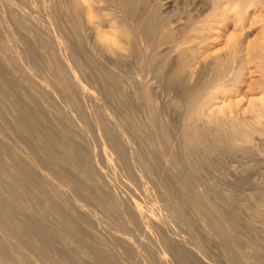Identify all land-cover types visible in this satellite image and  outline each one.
Instances as JSON below:
<instances>
[{"label":"bare ground","instance_id":"bare-ground-1","mask_svg":"<svg viewBox=\"0 0 264 264\" xmlns=\"http://www.w3.org/2000/svg\"><path fill=\"white\" fill-rule=\"evenodd\" d=\"M21 1H23V0H21ZM42 1L45 2V0H42ZM79 1H80L79 2L80 4H78V10L77 11H80L79 7H83L84 10H82V11H84L85 15L83 16V18L80 21H78L79 24L77 23L78 24L77 25V31H76L78 33L77 37L80 38L81 40H85V39L88 40V38L92 37L93 35H96L101 40L102 39L105 40V38H107L105 43L107 44V46H106L107 52L106 53H108V60H109L108 68H109V70H108V82H107L108 84L105 86L101 84L102 82L100 83V82L96 81L94 79V77L92 76V74H90L88 72L89 70L88 71L85 70L84 67H86V64H82L83 61L80 59L79 56H77V53H76V51H78V50L75 49L76 47H73L74 44L72 45V41L76 42V40L75 39L72 40L73 38L71 37L72 38L71 39L68 36L71 34L72 30L71 31L69 30L70 32L66 31L67 33H70V34L66 35L67 33L66 34L64 33V31H63L64 29H62L63 27L61 28L60 25H58V24H57V26L53 27L54 25L50 22H49L50 26H48L49 27L48 32L46 33V34H48V36H50V38H49L50 50H48L46 52H42V50L40 49L41 50L40 53H42V54L45 53V55L43 54L44 55L43 57L44 58L46 57V59H44V60H47V62H48V65L46 67L48 69V71L46 69V72H48V73H47V77L40 76V72L38 69L39 67L36 65L37 63L35 64L36 61L35 62L31 61V63L29 62L30 58H28L29 56L27 54V51H26L27 49H25V46L24 45L21 46L19 44V42H16V39L13 38V37H15V35L11 36V32L8 33L10 31V26L12 25V24L9 25V23H10V21H8L9 18L11 19V18H13L12 16H14V17L16 16L18 18H21L22 21H24V22L26 21L25 23H27V21L31 20L30 15L32 13L31 12L32 10L31 11L27 10L28 4L26 6H20L21 4H18L19 6H12V8L8 7L10 9L9 14H8L9 16L2 17V15H0L2 17V19L0 18V24L2 26V29L4 28V30H3L4 35H5L4 39L6 40L5 41L6 42V48L5 47L1 48L0 51H2V49H3V51H4V49H6V52L9 54L8 59L9 60L11 59V61L9 62L6 58H3V59L0 58V67H3L6 70V73L10 72L11 74L14 73L16 75L21 76L22 82H24L26 85L30 86V92L32 94H30L28 92L29 94H27L26 97L22 96L23 98L25 97V99H27L28 95L33 97L32 95L34 94L35 96H39L38 99L41 101L43 100V98H45L43 101L47 102L46 101V98H47V99H50L52 102H54L56 105H59L60 108L58 110H60L62 108L66 113V118L64 117L68 121L66 126H68V123H70V125L74 128V131L76 132V133H74V132H72V130L68 129L69 133L72 132L74 134L71 136V134H68V132H67L68 135L65 136L66 129L65 130L63 129L64 130L63 132L61 131L62 134L65 133L62 137L63 141H65V143L63 144V146H60L61 143L60 144L58 143L60 147H64L63 148L64 152H62V151H60V152L64 153V155L62 154L63 157L65 155L69 156V154H70L71 158L73 157L72 158L73 160L70 159V161L71 160L73 161L71 166L69 165V161H68L69 157L67 160L65 159L66 161H68V163L64 164L65 162L63 163V160H62V165H61V163L56 164L57 167H59L58 165H61L59 167L60 171H61V168L63 165H68V167L66 166L67 168H62V171H64V172L61 171L64 179H62L59 176V174H57V175L54 174L55 172L47 173V172H50L51 168L50 169L47 168V169H49L47 172L42 171L43 169L40 170L39 168H44V167H46V165L44 167H42L41 164H39V162L33 158V157H35V158H38V157H36V155H34L35 152L32 151V148H29L32 151L31 152L29 150L30 153H32V154L34 153L33 154L34 156H32V157L29 156L28 154H26L29 151H28V149H25V150H27V152L25 153L27 158H29L31 160V161H29V159H27L25 156V158L28 160V161H26V164L28 165L29 168L33 169L32 171H34V174H36L40 179L44 180V182L46 181L47 185H48V183L50 184V182L52 184H55L57 186L58 190L63 192L62 195H64V193L66 195L67 193L73 192L74 187H75V189H76V187L78 188L77 184H76L77 186L71 185L70 178H71V181L75 180L77 182V180H78L79 182H81L80 184H82V182H86V183L88 182V183L92 184L93 187L97 189L99 194L101 196H103L107 201H109L111 206L114 207L115 212H113L114 213L113 215L122 223V225L126 228V230H128L129 236H123V235H119V234H115V233H112L110 235L109 234L106 235L104 232L102 233V231L99 230V228L97 226L98 222H99L98 221L99 219H97V218H90L89 219L91 221L90 224L87 222L89 225V226L87 225L88 226L87 230H89L88 234L91 233L93 238L95 237L96 240H97V238H99L100 240L106 239L105 241H107V239H109V241L111 239L113 241H116L117 243L121 244L124 248L132 251L134 256L136 257V259H138V262L140 264H148V263L149 264H250L249 260H242V262H238L235 260V257L233 256L234 254L231 255L230 248L232 249L235 247H234L233 242H232L233 237L231 236V233L234 230L232 229V223H231L230 219H226V218H224V216L220 217L219 213H218L219 214L218 216H217V214L212 215V214H214V212L213 213L211 212L212 213L211 214V213H208L209 212L208 211L207 213L211 214V215L206 216L204 214L205 215L204 217H199L197 220V224L195 225L196 227L194 229H192L189 226L190 224L188 225V223H187L190 221V219H189L190 217L188 215H186V217L187 216L189 217L188 218L189 221H187V222L185 220H183L184 216L183 217L180 215L178 216V214H181V212H179V213L177 212V211H179L178 206H177L178 209L176 208L177 211L175 213V211L170 210V206L165 204L167 206V210H168L167 212L169 213V211H170V213L166 214V215L161 214L159 207L157 209L156 205L159 203L158 200H160L161 197L162 198L165 197V195H167V194H166V191L164 189V186H162L161 189L159 188L160 191L158 192L157 191L158 189L155 190L156 186H154V185H153L155 187L154 191H157L158 195L153 194L151 189H150L153 186L149 187L145 183V180L147 181L148 178L147 179L144 178L145 179L144 180L143 175L140 174V172H142V170L144 168L149 169V166L151 164H147L148 162L145 160V158L143 156V152L141 150V146H140L139 140H138V133L139 132H137V131H139V129L142 130L143 126L146 129L148 125H152L153 123H155V121H157V122L160 121L158 119L159 118L158 116H160V115H158L159 113L157 114V112H159V111L156 110L155 105L159 104L158 103V100L160 98L159 96L161 95V92L163 93V91H161L162 90L161 88H162V86L163 87L165 86V89H167V90L170 89L172 94H174V95H172V94H170V91H168V94L171 95V96L169 95V97L171 98L172 96H174L175 100L181 102L182 105L184 106V108L182 107L184 109L183 114H181L182 126H180L181 128H179V130H177V137H178L177 139L179 140L181 146L187 147L188 145H191V144L199 142V141H203V140L206 141L207 139H209V137L215 138L214 135H216L218 137L219 136L222 137L223 135L226 136L225 138L229 139L230 144H235V146H238L237 144H239L240 142H241V144H242V142H247L248 144L249 143L251 144L253 142V138H254V140L255 139L258 140V142L256 141L258 144H259V142L264 144V98L263 97L258 98L257 100L252 99V98H250V99L248 98L250 100V104H251L250 107L252 108L251 109L252 110V116L251 117L249 116L250 117L249 120L246 119L245 117H244L245 118L244 119V118L240 117L239 115L227 116V113H226L227 111H226V109H224V106H223V109H222V107L219 108V105L217 106V108L214 107L216 105V102L218 101V99L219 100L224 99V101L223 100L222 101L225 102V100H226L225 98L229 97V95L231 93H237V94L239 93L240 96L242 94H243L242 96H246V95L250 94L249 92H251L252 90H254L256 88H252V90H246V89H248L251 85L253 86V85H256V83H258V81H257V82H255V84H253L254 82L252 81V79H253L254 75H260L259 73L261 72L260 78L262 76H264V0H116L117 6L116 5L113 6L114 12L111 13L112 15L110 14L111 18L108 20L110 22V25H109V29L106 30V32L103 31V29L105 27L103 26V24H101L102 22L100 23V21L98 20V17H100V16L98 15L97 5L95 6L93 3V2H95V0H79ZM33 2H34V0H33ZM62 3H61V5H62ZM64 4H65V1H64ZM86 4H88L89 6ZM23 5H25V4H23ZM79 5H86V6H79ZM5 6H6V3H5ZM5 6H3V7H5ZM2 8H0V10ZM33 8H35V7H33ZM45 8H46V6H45ZM5 9H6V7H5ZM54 9H55V7H54ZM99 9H101V8H99ZM40 10H42V9H40ZM65 10H66V8H65ZM69 10H72V9H69ZM1 11H2L1 13L4 14L8 10H6L4 13H3V10H1ZM77 11H74V12H77ZM54 12H56V11H54ZM63 12H64V9H63ZM63 12H61V13H63ZM101 12H102V10H101ZM56 14H58V12ZM96 14L98 15V17L96 16L98 21L96 20V17H94V15H96ZM5 15H7V14H5ZM44 15H46V14H44ZM51 15H52V13H51ZM70 16H72V15H70ZM52 17L54 18V16H52ZM105 17H108V16H105ZM35 18H36V16H35ZM64 18H65V15H64ZM68 18H70V17H68ZM48 19H49V17H48ZM58 19H60V18H58V16H57L56 21ZM104 19H106V18H104ZM21 20H20V22H22ZM33 21L37 22V20H33ZM14 22H19V20L13 21V23ZM24 22H22V23H24ZM31 23L32 22H30L29 24H31ZM14 25H16V24H14ZM34 25H33V27L35 28L37 24L34 23ZM25 26H29V25L26 24ZM31 26H32V24H31ZM11 27H13V25ZM67 27L70 28V27H72V25H70V27L67 25ZM74 27H75V23H74ZM231 29H233V30L230 31ZM0 30H1V28H0ZM38 30L40 31L41 28L39 27ZM74 30H76V29L75 28L73 29V33H75ZM18 35H20V34H18ZM74 35H76V33ZM74 35H73V37H74ZM20 36H19V38H20ZM59 36H60V38H59ZM10 37L13 39H11ZM1 38H3V37H1ZM69 38L72 41H70ZM223 39H225L226 42H224ZM21 40H23V39H21ZM0 41H2V40H0ZM18 41H20V40L18 39ZM22 42H21V44H22ZM44 42H45V40H44ZM102 42L104 43V41H102ZM82 43H81V45H78V46L80 47L83 44L85 45V43H83V44ZM89 43H90V41H89ZM0 44L3 45L4 43L3 44L0 43ZM84 45H83V47H84ZM88 46H90V45H88ZM42 49H44V47ZM79 49H82V48H79ZM35 51H36V49H35ZM103 52H105L104 49H103ZM0 53L3 54L2 52H0ZM31 54H30V57H31ZM42 54H40V55H42ZM99 54H100V52H99ZM79 55H80V53H79ZM5 56H7V55L5 54ZM9 56H11V58ZM34 56L35 55L32 54V57H34ZM84 61H85V59H84ZM85 62H87V61H85ZM91 62H92V60H91ZM124 62H127L126 66H125L126 69L124 68V65H123ZM12 65H14V66H12ZM83 65H85V66H83ZM127 66H128V68H127ZM43 69H45V68H43ZM95 71H98V70H95ZM1 77H3V76H1ZM101 77L103 78V76H101ZM249 77L252 78L251 79V82H252L251 85L249 84V82H250ZM95 78H96V76H95ZM262 78H264V77H262ZM16 79H17V77H16ZM21 79H19L20 82H21ZM5 80H7V79H5ZM10 80H12V79L10 78ZM17 84H18V82H17ZM262 84L260 86L257 84L256 86H259V91L264 93V85H262ZM10 85H9V87H10ZM24 85H22V86H24ZM88 85H92V86L97 87L101 91V93L103 91L107 90L108 91L107 93H109L110 97L106 98V99L111 98V102H112L111 106H108V108H105V106H103L104 108L101 107L102 103L100 105V103H98V101H97V99H98L97 97H99V96H97V97L94 96V94H93L94 92L92 93L90 91V88H88ZM5 87H6V85H5ZM20 88H22V87H20ZM91 89H93V87ZM249 89H251V88H249ZM10 90H12V89H10ZM14 90H17V89L15 88ZM14 90H12V91H14ZM21 91L22 92L25 91V93L27 92L26 89L24 91L21 89ZM257 91L258 90L256 89V92ZM101 93H100V95H101ZM21 94H19V95H21ZM105 94L106 93L104 92V95ZM237 94L235 95L236 97H237ZM255 94H257V93H255ZM258 94H259V92H258ZM251 95H252V93H251ZM7 96H8V93H7ZM16 96H18V95H16ZM105 96L108 97V94ZM161 97H163V96H161ZM253 97H254V95H253ZM246 98H247V96H246ZM28 99H29V96H28ZM35 100H36V98H35ZM118 100L126 101V104H127V107L129 110H130V107L133 106V108L134 107L138 108L141 111V117H139V118H142L143 122L145 123V124L143 122L140 123V124H144L142 126V128L138 127L140 124L138 126H136L137 123H135V126L137 128L134 125H133V127H132V125H130V117L131 118L133 117V115L135 114L134 112L132 114H130L129 113L130 111H129V112L125 113L124 116H122L123 117L122 119L120 118L119 113L117 112V107H118V102H119ZM22 101H20V103ZM26 101H28V100H26ZM41 101H39V102H41ZM43 101H42V103H43ZM176 101H174V102H176ZM29 102H31V101L29 100ZM219 103H220V101H219ZM13 104H14V102H13ZM22 104H23V102H22ZM26 104L23 107H26ZM45 104L46 103H44V105ZM17 105H18V103H17ZM17 105H15V107ZM107 105H106V107H107ZM35 106H37V105H35ZM59 106H57V108ZM76 107L78 108V110L80 109L81 111H83V114H86L88 116L89 120L94 121L93 123L95 124L96 131H97L96 137L105 146V148H103L104 150L101 149L103 151H101V150L98 151V149H96L98 146H95L93 144V140H95V136L93 137L94 139H92L91 138L92 135L90 136V134L88 133L89 132L88 129H86V127H85L86 125H89V127H90V124L88 122H87L88 124H83L84 121H82V124H81V122H80L81 120L77 116L78 114H76L77 112H79V111H76L77 110ZM212 107H214L215 109L213 108L214 110L211 112ZM17 108H18V106H17ZM17 108H15V109H17ZM26 108H28V107H26ZM29 108H31V107L29 106ZM57 108H55V105H54L53 111L55 109V111H57L56 114L57 113L61 114L60 111L58 112ZM98 108L103 109L102 110L103 112L101 115H99L100 112L98 111ZM10 109L12 111L14 110V108H10ZM19 109H20V107L18 108V111H19ZM49 109H51V108H49ZM43 110H44V108H43ZM30 111H31V109H30ZM15 112L17 113V111H15ZM20 112H21V110H20ZM20 112H18V113H20ZM26 112H28V111L26 110ZM48 112L50 114V111H48ZM51 112H52V110H51ZM122 112H124V110H122ZM6 113H9V112H6ZM22 114H23V112H22ZM52 114H53V112H52ZM164 114H167V113H164ZM169 114L170 113H168L167 115L169 116ZM6 115L8 116V114H6ZM18 115L19 114H17V116L15 115V116L18 117ZM25 115H26V113H25ZM54 115H55V113H54ZM54 115L52 116L53 119H54ZM57 116H59L58 118L62 117L60 115H57ZM57 116H55V117H57ZM9 117H10V114H9ZM22 117L23 116H21V118ZM38 117H39V115H38ZM170 117H167V118L170 119ZM21 118H19V120ZM81 118H82V116H81ZM135 118L137 119V117H135ZM135 118H133L134 122H136ZM164 118L166 119L165 116H164ZM10 119L13 120L12 115H11ZM178 119H179V117H178ZM52 120H51V122L54 123V121H52ZM54 120L57 121L59 119L55 118ZM162 120H164V119L161 118V121ZM14 121H15V119H14ZM14 121H11V122H14ZM6 123H8V121ZM57 123L60 124V121L59 122L57 121ZM17 124H18V122H17ZM54 124H56V123H54ZM60 125H58V128ZM70 125H69V127H71ZM158 126H160V125H158ZM23 127H25V126H23ZM134 127H135L136 131L134 130ZM152 127H153V125H152ZM165 127H167V126H165ZM213 127H216V128L212 130ZM61 128L62 127H60V129ZM145 129H143V130L145 131ZM151 129H153V128H151ZM154 129H156V128H154ZM23 130H25V129L23 128ZM148 130H149V128H148ZM96 131L94 133L95 135H96ZM163 131H162L163 136H164L163 138H166L168 136V133L166 132V131H168V129H166L164 132ZM20 132L22 133V131H20ZM1 133L4 134V132H1ZM13 133L14 132L12 131V134ZM35 133H37V132H35ZM4 135H6V134H4ZM160 137H162V135L158 136V138H160ZM11 138H12V136H11ZM14 138L16 139V137H14ZM64 138H65V140H64ZM4 139H5V137H4ZM7 140H8V138L6 139V141ZM178 140H176V141H178ZM214 140H216V139H214ZM3 141H5V140H3ZM23 141H25V140H23ZM161 141L157 140L158 143ZM10 142L8 143V141H7L8 144H10ZM100 142H99V144H100ZM179 142H178V145H179ZM14 143L16 144V142H14ZM164 143H165V141H164ZM8 144H6V146H9ZM15 144H13V142H12V145L16 146L17 144L16 145ZM58 144H57V146H58ZM2 145L4 146V144H2ZM162 145L164 146V144H162ZM167 145H169V144H167ZM10 146H11V144H10ZM257 146L258 145H256V147ZM26 147H28V145H26ZM219 147H220V145H219ZM260 147L262 148V146H260ZM22 148L24 149V147H22ZM187 148L190 149L189 146ZM226 148H228V147H226ZM15 149H16V147H15ZM18 150H16V151H18ZM25 150H24V152H25ZM10 151L11 150H9L7 153L10 154L9 153ZM20 152H22V151H20ZM0 153H1V151H0ZM2 153H4V155H5V152H2ZM12 153L13 152H11V155L14 158V156H13L14 154H12ZM8 154H6V155H8ZM60 154L58 157L59 160H60ZM43 155H44V153H43ZM52 156H53V154H52ZM164 156H166V157H164L165 168H179V167L182 168V167H184L183 161L180 158L173 156L172 152H166V153H164ZM17 158L15 156V159H17ZM61 159H63V158H61ZM157 160H155V161L157 162ZM4 161H8V160H4ZM12 161H14V159ZM10 162L11 161L9 160V163ZM16 162L18 163V159L16 160ZM60 162H61V160H60ZM15 164H14V166H16ZM42 164L44 165V163H42ZM4 165H5V163H4ZM154 165H156V164H154ZM50 166H53V165L50 164ZM54 166H55V164H54ZM54 166L52 168H55ZM1 167L3 168V166H1ZM20 167L23 170V167L22 166H20ZM116 168L122 169L123 170V171L121 170L122 172L126 171L129 175L133 176V178H134V181L133 182L131 181V183L129 181H126V179L124 180V178L123 179L121 178L122 179L121 181H124V182L126 181L125 183L120 181L124 185V189H123L124 193H122V194L118 193L113 181L110 179V172L114 173ZM151 168H150V170H151ZM11 169L12 168H10V170ZM5 170H3L4 171L3 174H5ZM144 170H147V169H144ZM150 170H148V172ZM0 171L3 172L2 170H0ZM32 171H31V173H33ZM178 171H177V173H178ZM19 173H20V169L17 170V174H19ZM25 173H26V171H25ZM27 173H29V172H27ZM125 173L124 174L121 173V174L125 175ZM177 173H175V174H177ZM151 174L153 175V173H151ZM25 175L27 176L28 174H25ZM115 175H117V174H115ZM123 175H122V177H123ZM152 175L149 174V178ZM31 176H32V174H31ZM189 176H190V174H189ZM8 177H9V175H8ZM23 177L24 176H22V178ZM179 177L181 178L180 181H181L182 185H184L186 187L190 186V184H189L190 180L188 181L186 179V176L184 175V173L181 174ZM9 178H11V177H9ZM39 178H37V179H39ZM0 179H1V177H0ZM130 179L132 180V177ZM2 180H3V178H2ZM13 180H15V178ZM23 180H25V179H23ZM127 180H128V178H127ZM191 181H193V180H191ZM153 182H155V181H153ZM123 185H121V187H123ZM150 185H152V184H150ZM44 186H46V185H44ZM87 186H88V188L90 187L89 185H87ZM15 187H13V188H15ZM48 187H49V185H48ZM53 187H55V186H53ZM93 187L91 186V189ZM83 188L81 187V189H83ZM4 189H5V187H4ZM4 189H3V191H4ZM39 189H37V190H39ZM41 189H42V187H41ZM163 189H164V191H163ZM44 191L45 190H43V192ZM201 191H203V190H201ZM0 192L2 194V191H0ZM39 192H41V191H39ZM74 192L72 193L73 195H74ZM81 192H83V191H81ZM84 192H85V188H84ZM30 194H31V192H30ZM37 194H39V193H37ZM85 194L83 197L86 198ZM100 195H98V196H100ZM3 196H4V193L2 194V197ZM67 196H70V195H67ZM101 196H100V198L105 200ZM36 197H38V196H36ZM70 197H68V198H70ZM74 197H79V194H78V196H74ZM74 197H73V199H74ZM60 198H64V197L61 196ZM91 199H93V198L91 197ZM5 200H6V198H5ZM40 200L41 199H39V201ZM11 201H12V198H11ZM51 201H52V198H51ZM17 202H19V201H17ZM81 202H83V200L80 201V198L79 199L77 198V200H75L73 211H74V214L76 216L77 215L83 216V215H86V213H87V211H86L87 209H85V207H86L85 205H87L86 204L87 202L85 203V205ZM104 202H106V201H103V203ZM43 203H41V204H43ZM89 203H90V201H89ZM6 204H8V203H6ZM63 204H65V203L63 202ZM66 204H68V203H66ZM93 204H94V202H93ZM150 204L152 205L151 207H150ZM219 204H221V203H219ZM105 205H106V203H105ZM16 206H18V205H16ZM158 206H160V205H158ZM259 206H261V205H259ZM113 207H112V209H113ZM175 207H174V209H175ZM215 207H217V206H215ZM263 207H262V209H263ZM50 208H51V205H50ZM38 209H40V207ZM47 209L49 211V207H47ZM66 209H68V208H66ZM52 210H53V208H52ZM68 210H66V211L68 212ZM62 211L63 210H61V212ZM6 212L7 211L4 207V205H2V203H0V264H43L44 261L42 262L40 260L41 258L39 259L38 257L33 255L32 253H29V251L27 250L29 248L25 247V243H24L25 237H26V235L24 236L25 233L22 231L24 233L22 235L21 231H20L21 233L17 232L18 231L17 227H16L17 231H14L15 228L12 225H10V226H12V228H14V230L7 228L5 223L10 222V220L9 221L7 220V222L5 221V219L7 217ZM58 212L59 213L57 216L60 217L59 214H61V212L60 211H58ZM69 212H71V211H69ZM107 212L109 213L110 211H107ZM8 213L10 214V212H8ZM37 213H39V212H37ZM9 214H7V215H9ZM12 215L10 214V216H12ZM55 215H52V216H55ZM63 215H61V216H63ZM69 215L70 214L67 215L66 219L69 218L68 217ZM181 215H183V212ZM184 215H185V212H184ZM254 215H256V214H254ZM44 216L46 217V215H44ZM101 216H102V214H101ZM229 216L232 217L231 215H229ZM8 217H7V219H8ZM65 217H66V215H65ZM57 219H59V218L57 217ZM75 219L80 222V220H79L80 218L79 219L75 218ZM50 220H51V218H50ZM82 220L83 219H81V221ZM89 220L86 219V221H89ZM262 220H263V218H262ZM72 221H74V220H72ZM12 222H15V221H12ZM82 222L79 225L82 224V227H83L84 222L83 223ZM245 222H247V221H245ZM189 223H191V222H189ZM259 223H260V221H259ZM261 223H264V222H261ZM11 224L17 225L18 223L17 224L11 223ZM45 224H47V223H45ZM191 224H193V222ZM248 224H249V222H248ZM249 225H251V224H249ZM73 226H72V228H75ZM84 226H86V225L84 224ZM19 227H20V225H19ZM62 228H63V226H62ZM70 228H68V229L70 230ZM22 230H24V229H22ZM75 230H76V228H75ZM231 230H233V231L231 232ZM237 233H239V232H237ZM67 239H69V238H67ZM91 239H92V237H91ZM28 242H30V241H28ZM45 242H46V240H45ZM102 242H104V241H102ZM236 242L234 241V244ZM259 244H260V242H259ZM27 245H29V244L27 243ZM44 245H45V243H44ZM236 245H238V244H236ZM102 246L103 245H101V247ZM104 246H105V243H104ZM104 246L102 248L106 247V246L105 247ZM36 248H37V245H36ZM109 249H108V251H110ZM239 249H240V247H239ZM233 250H235V249H232V251ZM69 251H71V250H69ZM119 252L120 251H118V254H119ZM81 253H84V252H81ZM251 254H253V253H251ZM246 255H245V257H246ZM65 256H67V255H65ZM235 256L238 257V254ZM41 257H42V255H41ZM76 258H77V256H76ZM104 258L106 259V257H104ZM104 258H101L100 260L97 259V260L101 261V262L103 261L105 263ZM44 259H45V257H44ZM89 259H90V257H89ZM248 259H250V258H248ZM90 260H88V261H90ZM127 260H129V259H127ZM253 260H255V259H253ZM74 261H76V259ZM122 261L123 260L121 259V263H122ZM259 261H261V259ZM124 262H126V261H124Z\"/></svg>","mask_w":264,"mask_h":264},{"label":"rangeland","instance_id":"rangeland-1","mask_svg":"<svg viewBox=\"0 0 264 264\" xmlns=\"http://www.w3.org/2000/svg\"><path fill=\"white\" fill-rule=\"evenodd\" d=\"M54 1V2H53ZM64 1H65V4H64ZM75 1V2H74ZM98 1V2H97ZM115 1V2H114ZM11 2V3H10ZM18 2V3H17ZM23 2V3H22ZM30 2V3H29ZM40 2V3H39ZM63 2V3H62ZM68 2V3H67ZM80 1L78 0H45L44 1H40V0H0V8H2L3 6H5V3H6V9L5 7H3L1 10H3V13L6 11L4 14H2L1 10H0V15H2V17L4 16H9V8H12V6H19L18 4H21L20 6H26L27 4V10L28 11H31V20L30 21H27V23H25L24 21L21 20V18H18V17H14L12 16L13 18H7L8 21H10L9 25H13V27L10 26V31L8 33L11 32V36H14L13 37L14 39H16V42H19V44L22 46L24 45L25 46V49H27V54H28V58L29 59V62L31 63L32 62H35V64L39 67H37L39 69V72H40V76H44V77H47V73L46 72V67L48 65V62L47 60H44L46 59V57L44 58L43 56L45 55V53H40V51L42 50V52H46L48 50H50V36H48V34H46L48 32V26H50V23H52L55 27L58 25H60V27L62 29H64V33L66 34L67 32H71L70 33H67L66 35H68L72 40H76L75 41H72L70 38V41H72V45L73 47H76L75 49L78 50L76 51L77 53V56L80 57V59L83 61L82 64H86V67L85 70H89L88 72L90 74H92V76L94 77V79L98 82H102L101 84L102 85H107L108 83V53L107 52V44L105 43L106 42V39L105 40H101L99 39L96 35H93L92 37H89L88 40L85 39V40H81L80 38H78V33L76 32L77 31V25L79 24L78 21H80L83 16L85 15L84 11V8L83 7H79V10L80 11H77L78 10V4ZM96 2V3H95ZM94 5L96 6L97 5V8H98V15L100 17H98V15H94V17H98V20L100 21L101 24H103V26L105 27L103 29L104 32H106V30L109 29V25H110V22L108 21L110 18H111V13L114 12L113 10V6H115L117 4V1L116 0H95ZM32 3V4H31ZM44 3V4H43ZM62 3V5H61ZM72 3V4H71ZM4 4V5H3ZM25 4V5H23ZM69 4V5H68ZM75 4V5H74ZM2 5V6H1ZM31 5V6H30ZM34 5V6H33ZM88 5V4H86ZM86 5H79V6H86ZM38 6V7H37ZM46 6V8H45ZM49 6V7H48ZM51 6V7H50ZM66 6V7H65ZM74 6V7H73ZM89 6V5H88ZM117 6V5H116ZM9 7V8H8ZM31 7V8H30ZM35 7V8H33ZM53 7V8H52ZM55 7V9H54ZM72 7V8H71ZM39 8V9H38ZM66 8V10H65ZM74 8V9H73ZM101 8V9H99ZM5 9V10H4ZM34 9V10H33ZM36 9V10H35ZM42 9V10H40ZM63 9H64V12H63ZM69 9H72V10H69ZM39 10V11H38ZM47 12H46V11ZM70 12H69V11ZM102 10V12H101ZM42 11V12H41ZM50 13H49V12ZM52 11V12H51ZM56 11V12H54ZM74 11H77V12H74ZM84 13H82V12ZM86 11V10H85ZM100 11V12H99ZM58 12V14H56ZM63 12V13H61ZM67 12V13H66ZM73 12V13H72ZM52 13V15H51ZM61 13V14H60ZM65 13V14H64ZM71 13V14H70ZM7 14V15H5ZM35 14V15H34ZM46 14V15H44ZM56 14V15H55ZM60 14V15H59ZM111 14V15H110ZM48 15V16H47ZM64 15H65V18H64ZM72 15V16H70ZM102 15V16H101ZM34 16V17H33ZM36 16V18H35ZM54 16V18L52 17ZM58 16V19L56 21V17ZM63 16V17H62ZM77 16V17H76ZM105 16H108V17H105ZM110 16V17H109ZM2 17L0 16V18L2 19ZM40 17V18H39ZM49 17V19H48ZM70 17V18H68ZM97 17H96V20H97ZM52 18V19H51ZM77 18V19H76ZM106 18V19H104ZM14 19V20H13ZM17 19V20H16ZM74 19V20H73ZM19 22H14L13 21H18ZM20 20L22 22H20ZM33 20H37V22L33 21ZM45 20V21H44ZM50 20V21H49ZM97 20V21H98ZM41 21V22H40ZM43 21V22H42ZM30 22H32V26L31 24H29ZM36 23V27L34 28L33 25L34 23ZM50 22V23H49ZM46 23V24H45ZM74 23H75V27H74ZM78 23V24H77ZM16 24V25H14ZM29 25V26H25V25ZM70 27V25H72V27L68 28L67 25ZM40 25V26H39ZM1 26V24H0ZM35 26V25H34ZM42 26V27H41ZM107 26V27H106ZM4 27V26H3ZM32 27V28H31ZM39 27L41 28V30L39 31ZM1 30H0V36L3 37L1 38L0 37V43H4L3 45L0 44V50L1 48H6V40L4 39L5 35H4V28L2 29V26L0 27ZM38 28V29H37ZM76 29L74 30L76 35H74L75 33H73V29ZM32 29V30H31ZM37 29V30H36ZM34 30V31H33ZM70 30V31H69ZM233 29H231L230 31H232ZM33 31V32H32ZM67 31V32H66ZM25 34H24V33ZM43 32V33H42ZM40 33V34H39ZM20 34V35H18ZM36 34V35H35ZM64 34V35H65ZM65 35V36H66ZM74 35V37H73ZM20 36V38H19ZM17 37V38H16ZM25 37V38H24ZM11 38V37H10ZM11 38V39H13ZM60 38V36H59ZM78 38V39H77ZM4 39V40H3ZM18 39L20 41H18ZM23 39V40H21ZM81 41H80V40ZM28 40V41H27ZM45 40V42H44ZM78 40V41H77ZM224 42H226L225 39H223ZM23 41V42H22ZM36 43H35V42ZM41 41V42H40ZM49 41V42H48ZM86 41V42H85ZM90 41V43H89ZM96 41V42H95ZM104 41V43L102 42ZM22 42V44H21ZM85 43V45L83 43ZM48 43V44H47ZM76 43V44H75ZM78 43V44H77ZM80 43V44H79ZM81 43L84 45L82 46H78V45H81ZM93 43V44H92ZM95 43V44H94ZM32 44V45H31ZM39 44V45H38ZM106 44V45H105ZM36 45V46H35ZM43 45V46H42ZM77 45V46H76ZM90 45V46H88ZM40 46V47H39ZM223 46V45H222ZM27 47V48H26ZM38 47V48H37ZM44 47V49H42ZM29 48V49H28ZM79 48H82V49H79ZM98 48V49H97ZM36 49V51H35ZM41 49V50H40ZM46 49V50H45ZM103 49L105 50V52H103ZM45 50V51H44ZM81 50V51H80ZM84 50V51H83ZM98 50V51H97ZM39 51V52H38ZM2 52L3 54L0 53V58H6L9 62L11 61V59L9 60L8 59V53L6 52V49H2ZM29 52V53H28ZM100 52V54H99ZM35 55L34 57H32V54ZM36 53V54H35ZM42 55H40V54ZM80 53V55H79ZM106 53V54H105ZM5 54L7 56H5ZM30 54H31V57H30ZM42 56V57H41ZM11 58V56H9ZM82 57V58H81ZM93 57V58H92ZM38 58V59H37ZM87 61L85 62L84 61ZM92 60V62H91ZM103 60V61H102ZM95 62V63H94ZM97 62V63H96ZM12 63V62H11ZM93 63V64H92ZM106 63V64H105ZM126 63L127 62H124L123 65H124V68L126 69ZM97 64V65H96ZM90 65V66H89ZM92 65V66H91ZM14 66V65H12ZM85 66V65H83ZM3 67H0V112L4 115H2L0 113V170H5V174L4 171L0 173V191H2V194L4 193V196L2 197V194L0 192V203H2V205H4L5 209H6V219L5 221L7 222V220L10 222L8 223H5V225L7 226L8 229H12L15 230L14 231H17V232H20L22 235L24 234V236L26 235L25 237V247L29 248L27 249L29 251V253H32L33 255H35L36 257H38L42 262L43 264H140L138 262V259H136V257L134 256L133 252L124 248L121 244L117 243L116 241H113L112 239L109 241V239H107V241H105L106 239H102L100 240L99 238H96L90 234H88L89 230H87L88 228V223L90 224L91 221L89 220L90 218H97L99 219L98 221V228L99 230L102 231V233L104 232L106 235H110L112 233H115V234H119V235H123V236H129V233H128V230H126V228L122 225V223L113 215L115 212V209L113 206H111L110 202L107 201L103 196H101L99 194V192L97 191L96 188L93 187L92 184L90 183H86V182H82V184H80L81 182H79L77 180V182L74 180L71 181V178H70V182H71V185L72 186H77L78 185V188L75 187L73 188L74 189V195L72 194L73 192L71 193H67L65 195H62L63 192L62 191H59L57 186L55 184H52L50 182V184L48 183L47 185V182L42 179H40L36 174H34V171H32L33 169L32 168H29L28 165L26 164V161H28L27 159V156L26 154H28L29 156H34L36 155V157L38 158H35L33 157L34 159H36L39 164H41L42 167H44L46 165V167L44 168H39L40 170L42 171H45L47 172L50 168V172H47V173H52V172H55L54 174H59V176L63 178V174L62 172V168H67L68 165H63L62 168H61V171H60V166L62 165V160H63V163L66 164L68 163L69 161V165L71 166L72 164V158L69 154V156L64 155V150L63 148L64 147H60V146H63V144L65 143V141H63V135L65 134L68 135V134H71V136L76 133L74 131V128L70 125V123H68V126L67 125V119L66 118V113L65 111L61 108L60 110H58L60 108L59 105H56L54 102H52L50 99H47L46 98V101H43L45 98H43V103L41 100H39V96H35L34 94L32 95L33 97H31L30 95L29 96V99H28V96H27V99H25L26 95L27 94H32L30 92V86L29 85H26L24 82H22V79H21V76L19 75H16L14 73H6V70L3 68ZM45 68V69H43ZM128 68V66H127ZM2 70V71H1ZM5 70V71H4ZM45 70V71H44ZM95 70H98V71H95ZM101 70V71H100ZM48 71V69H47ZM106 71V72H105ZM42 73V74H41ZM128 73V72H127ZM259 73V72H258ZM39 74V73H38ZM257 74V73H256ZM260 75H254L253 79L249 77V81L251 82V79L252 81L254 82L253 84H255V82L258 81V83H256V85L258 84L259 86L262 84L264 85V76H261V72L259 73ZM252 75V76H253ZM3 76V77H1ZM7 76V77H6ZM96 76V78H95ZM99 76V77H98ZM103 76V78L101 77ZM251 76V77H252ZM15 79H14V78ZM17 77V79H16ZM105 77V78H104ZM256 77V78H255ZM10 78L13 80H10ZM7 79V80H5ZM21 79V82L20 80ZM257 79V80H256ZM18 80V81H17ZM105 80V81H104ZM18 82V84H17ZM105 82V83H104ZM249 84L251 85L252 82ZM94 83V82H93ZM8 84V85H7ZM12 86H11V85ZM20 84V85H19ZM24 86H22V85ZM3 85V86H2ZM6 85V87H5ZM10 85V87H9ZM93 85V84H92ZM92 85H88V88H90V91L94 94V96H99L97 97V101L98 103H102V106H105V108H108V106H111V98L110 99H106V98H109V93H107L108 91L105 90L101 93V91L95 87V86H92ZM97 85V84H96ZM256 85H251L249 88L251 89H246V90H252V88H256L258 91L256 92V89L252 90L251 92H249L250 94L246 95V96H240L239 93H231L229 95V97L225 98V102L224 99H218V101L216 102V105L214 106L215 108H217V106L219 105V108L222 107L223 109V106H224V109H226V113H227V116H236V115H239L240 117L242 118H246V119H250V117L252 116V108L250 107L251 104H250V98L252 99H258V98H261L263 97L264 98V93L259 91V86H256ZM14 86V87H13ZM17 86V87H16ZM22 87V88H20ZM93 87V89H91ZM6 88V89H5ZM17 89V90H14V89ZM27 90V92L25 93V89ZM8 89V90H7ZM14 91H12V90ZM20 91H19V90ZM21 89L24 91L22 92ZM163 91V93L161 92V95L159 96V100H158V103L160 104H157L155 105V108L156 110H158L159 112H157L158 115H162L161 117L158 116L159 120L160 121H155V123H153V127L152 125H148L147 128L145 129L144 128V122L142 120V118H139L141 117V111L138 109V108H133L130 107V110L128 109L127 107V104H126V101H122V100H118V107H117V112L119 113V116L120 118L122 119L125 115V113L129 112L130 114H132L133 112L135 113L133 115V117L131 118L130 117V125H133L135 126V123L136 126H138L140 123H144V124H140L138 127L142 128L139 129V132L138 133V140H139V144L141 146V150L143 152V156L145 158V160L148 162L147 164H151L150 167L149 165V169L148 168H144V169H147V170H142V172H140L141 175H143V179H147L148 180L146 181L145 179V183L146 185H148L149 187H152L153 185L156 186V189L155 187L153 186L151 189L152 193L155 194V195H158L157 191L159 192L161 187L164 186V189L166 191V194L165 197H161L159 201V203L156 205L157 209L159 207V210L161 212V214L163 215H166V214H169L167 212V206L165 204H167L168 206H170V210L172 211H177L178 207H179V211H177L178 213L183 212V215L181 214H178V216H184L183 217V220H185L186 222L190 221L189 222H193V224L188 223V225L194 229L197 224V220L199 217H204L205 215H211L213 212L214 214L212 215H216L217 216L220 214V217L224 216V218L226 219H230L231 220V223H232V229L234 230H231V236L234 238H232V242H233V245L235 248H232V249H235L232 251V249L230 248V251H231V255L234 254L233 256L235 257V260L238 261V262H242V260H249L250 261V264H264V223H261V222H264V144L263 143H260L259 144L257 143L258 140H254L253 138V142L250 144H248L247 142H241L239 144H237L238 146H235V144H230L229 142V139L225 138L226 136H216L214 135L215 138L213 137H209V139H207L206 141L203 140V141H199V142H196V143H193L191 145H188L190 147L187 148V147H184V146H181L179 140L177 139V130H179V128H181L180 126H182V118H181V114H183V111H184V106L182 105L181 102L179 101H176L174 96H172L171 98L169 97L170 94H172V92L167 89H165V86L161 88ZM11 92H10V91ZM7 91V92H6ZM17 91V92H16ZM19 91V92H18ZM168 91H170V94H168ZM29 92V93H28ZM101 95H100V93ZM104 92L106 93L105 95L108 94V97L104 95ZM259 92V94H258ZM7 93H8V96H7ZM23 95H22V94ZM98 93V94H97ZM252 93V95H251ZM254 93V94H253ZM257 93V94H255ZM12 94V95H11ZM15 94V95H14ZM21 94V95H19ZM96 94V95H95ZM103 94V95H102ZM234 94V95H233ZM237 94V97L235 96ZM262 94V95H261ZM18 95V96H16ZM174 95V94H172ZM239 95V96H238ZM250 95V96H249ZM254 95V97H253ZM22 96H25L24 98ZM163 96V97H161ZM167 96V97H166ZM171 96V95H170ZM18 97V98H17ZM102 99H101V98ZM233 97V98H232ZM36 98V100H35ZM100 98V99H99ZM233 100H232V99ZM249 98V99H248ZM14 101H13V100ZM18 99V100H17ZM25 99V100H24ZM32 99V100H31ZM41 99V98H40ZM162 99V100H161ZM169 99V100H168ZM231 99V100H230ZM22 102L20 103V101ZM28 100V101H26ZM29 100L31 102H29ZM34 100V101H33ZM38 100V101H37ZM49 100V101H48ZM26 101V102H25ZM33 101V102H32ZM41 101V102H39ZM176 101V102H174ZM220 101V103H219ZM231 101V102H230ZM7 102V103H6ZM14 102V104H13ZM28 102V103H27ZM38 102V103H37ZM161 102V103H160ZM10 103V104H9ZM16 103V104H15ZM18 103V105H17ZM26 104V107H23L25 104ZM41 103V104H40ZM44 103H46L44 105ZM181 103V104H180ZM6 104V105H5ZM51 104V105H50ZM104 104V105H103ZM107 107H106V105ZM126 104V105H125ZM179 104V105H178ZM250 104V105H249ZM15 105L18 106V108L20 107L19 111H18V108L17 106L15 107ZM20 105V106H19ZM31 108H29V106ZM34 105V106H33ZM37 105V106H35ZM54 105H55V108H57V106H59L57 108L58 112L60 111L61 114L57 113V111H53V108H54ZM175 105V106H174ZM181 105V106H180ZM159 106V107H158ZM168 106V107H167ZM47 107V108H46ZM51 109H49V108ZM122 107V108H121ZM165 107V108H164ZM183 107V108H182ZM214 107H212V110L211 112L215 109ZM10 108H14V110L12 111ZM17 108V109H15ZM22 108V109H21ZM44 108V110H43ZM46 108V109H45ZM104 108V107H103ZM124 108V109H123ZM160 108V109H159ZM214 108V109H213ZM7 109V110H6ZM31 109V111H30ZM77 109V110H76ZM76 111H79L77 112L76 114H78L77 116L80 118V122L82 124V121H84L83 124H90V127L89 125H86V129H88V133L90 134V136L92 135V139H94L93 137L95 136V140H93V144L95 146H98L96 149H98V151H100L101 149L105 148V146L100 142V140L96 137L97 136V131H96V127H95V124L93 123L94 121H91L89 120L88 116L86 114H83V111H81L80 109L78 110V108L76 107ZM126 109V110H125ZM168 109V110H167ZM21 110V112H20ZM26 110L28 112H26ZM33 110V111H32ZM53 114H52V112ZM103 109H99L98 108V111L100 112L99 115L102 114V111ZM122 110H124V112H122ZM162 110V111H161ZM167 110V111H166ZM17 111V113L15 112ZM50 111V114L49 112ZM120 111V112H119ZM169 111V112H168ZM231 111V112H230ZM6 112H9V113H6ZM14 112V113H13ZM20 112V113H18ZM23 112V114H22ZM180 112V113H179ZM26 113V115H25ZM36 113V114H35ZM44 113V114H43ZM55 113V115H54ZM164 113H170L169 116L167 114H164ZM229 113V114H228ZM233 113V114H232ZM239 113V114H238ZM8 114V116L6 115ZM9 114H10V117H9ZM19 118H21V116H23L20 120L18 117H16L15 115ZM21 114V115H20ZM43 114V115H42ZM52 114V115H51ZM82 114V115H81ZM122 114V115H121ZM11 115H12V118L13 120H11ZM14 115V116H13ZM39 115V117H38ZM42 115V116H41ZM54 115V119H59L57 120L58 122L60 121V124L57 123L56 120H54L52 118V116ZM57 115H60L62 116L61 118H58L59 116ZM140 115V116H139ZM172 115V116H171ZM31 116V117H30ZM37 116V117H36ZM45 116V117H44ZM57 116V117H55ZM82 116V118H81ZM164 116L166 117V119L164 118ZM171 116V117H170ZM250 116V117H249ZM53 119H51V118ZM65 117V118H64ZM137 117V119L135 118ZM167 117H170L167 118ZM179 117V119H178ZM31 118V119H30ZM45 118V119H44ZM88 118V119H87ZM133 118H135L136 122H134ZM161 118L164 119L161 121ZM244 118V119H245ZM15 119V121H14ZM41 119V120H40ZM54 121V123L51 122V120ZM132 119V120H131ZM157 119V120H158ZM17 120V121H16ZM64 120V121H63ZM66 120V121H65ZM141 120V121H140ZM166 120V121H165ZM176 120V121H175ZM8 121V123H6ZM11 121H14V122H11ZM31 121V122H30ZM62 121V122H61ZM90 121V122H89ZM18 122V124H17ZM52 124H51V123ZM88 122V123H87ZM5 123V124H4ZM10 123V124H9ZM14 123V124H13ZM20 123V124H19ZM157 123V124H156ZM22 124V125H21ZM163 124V125H162ZM19 125V126H18ZM55 125V126H54ZM58 125L59 128H58ZM69 125L72 127H69ZM156 125V126H155ZM160 125V126H158ZM25 126V127H23ZM135 126V127H136ZM155 126V127H154ZM167 126V127H165ZM5 127V128H4ZM22 127V128H21ZM56 127V128H55ZM60 127H62L60 129ZM66 127V128H65ZM135 127H134V130H135ZM23 128L25 130H23ZM137 128V127H136ZM149 128V130H148ZM153 128V129H151ZM156 128V129H154ZM176 128V129H175ZM216 127H213V129H215ZM5 129V130H4ZM11 129V130H10ZM14 129V130H13ZM66 129L65 133L62 134L61 131L63 132L64 130ZM68 129L72 130V132L69 133ZM92 129V130H91ZM145 129V131L143 130ZM151 129V130H150ZM166 130L168 129V131H166L168 133V136L166 138H163V133L162 131L163 130ZM175 129V130H174ZM19 130V131H18ZM32 130V131H31ZM53 130V131H52ZM153 130V131H152ZM155 130V131H154ZM164 130V131H165ZM6 131V132H5ZM12 131L14 132L12 134ZM22 131V133L20 132ZM25 131V132H24ZM34 131V132H33ZM94 131V132H93ZM96 131V135L94 134ZM136 131V130H135ZM142 131V132H141ZM152 131V132H151ZM163 131V132H164ZM176 131V132H175ZM1 132H4V135L3 133ZM25 134H24V133ZM28 132V133H27ZM37 132V133H35ZM68 132V134H67ZM145 132V133H144ZM148 132V133H147ZM172 132V133H171ZM8 133V134H7ZM11 133V134H10ZM33 133V134H32ZM93 133V134H92ZM16 134V135H15ZM146 134V135H145ZM150 134V135H149ZM154 134V135H153ZM157 134V135H156ZM4 135V136H3ZM20 135V136H19ZM31 137H30V136ZM35 135V136H34ZM149 137H148V136ZM160 138H158V136H161ZM12 136V138H11ZM24 136V137H23ZM33 136V137H32ZM61 136V137H60ZM64 136V137H65ZM144 136V137H143ZM3 137V138H2ZM5 137V139H4ZM8 138V143L10 142V144L7 143L6 139ZM16 137V139L14 138ZM26 137V138H25ZM154 137V138H153ZM10 138V139H9ZM14 138V139H13ZM62 138V139H61ZM222 138V139H221ZM5 141H3V140ZM27 139V140H26ZM98 139V140H97ZM216 139V140H214ZM25 140V141H23ZM30 140V141H29ZM65 140V138H64ZM97 140V141H96ZM157 140L161 141V142H157ZM178 140V141H176ZM211 140V141H210ZM214 140V141H213ZM219 140V141H218ZM19 141V142H18ZM58 141V142H57ZM61 141V142H60ZM97 143H96V142ZM165 141V143H164ZM168 141V142H167ZM228 141V142H227ZM256 143H255V142ZM12 142L13 144H15L14 142H16V146L12 145ZM35 142V143H34ZM100 142V144H99ZM155 142V143H154ZM170 142V143H169ZM177 142V143H176ZM178 142H179V145H178ZM213 144H212V143ZM221 142V143H220ZM225 142V143H224ZM56 143V144H55ZM60 146H59V144ZM246 145H245V144ZM4 144V146L2 145ZM6 144H8L9 146H6ZM39 144V145H38ZM58 144V146H57ZM97 144V145H96ZM164 144V146L162 145ZM169 144V145H167ZM230 144V145H229ZM26 145H28V147H26ZM101 145V146H100ZM160 147H159V146ZM167 145V146H166ZM172 145V146H171ZM214 145V146H213ZM216 145V146H215ZM220 145V147H219ZM223 145V146H222ZM234 145V146H233ZM245 145V146H244ZM256 145H258L256 147ZM19 146V147H18ZM34 146V147H33ZM36 146V147H35ZM159 148H158V147ZM174 146V147H173ZM176 146V147H175ZM251 146V147H250ZM262 146V148L260 147ZM3 147V148H2ZM12 147V148H11ZM16 147V149H15ZM24 147V149L22 148ZM56 147V148H55ZM58 147V148H57ZM171 149H170V148ZM180 147V148H179ZM228 147V148H226ZM10 148V149H9ZM14 148V149H13ZM19 150H18V149ZM29 148H32V151L35 152V154L33 155L32 153H30L31 149ZM62 150H61V149ZM8 149L11 150L8 154L7 152ZM25 149H28L29 152H27V150ZM36 149V150H35ZM51 149V150H50ZM60 149V150H59ZM108 149V148H107ZM174 149V150H173ZM181 149V150H180ZM189 149V150H188ZM4 150V151H3ZM18 150V151H16ZM25 150V152H24ZM104 150V149H103ZM101 150V151H103ZM188 152H187V151ZM214 150V151H213ZM22 151V152H20ZM31 151V152H32ZM37 151V152H36ZM51 151V152H50ZM62 151V152H60ZM2 152H5V155L4 153ZM11 152H13L12 154H14V158L12 157L11 155ZM27 152V153H26ZM50 152V153H49ZM166 152H172L173 156H176L178 158H180L182 161H183V164H184V167H179V168H165V165H164V153ZM184 152V153H183ZM24 153V154H23ZM26 153V154H25ZM44 153V155H43ZM61 153V154H60ZM8 154V155H6ZM31 154V155H30ZM51 154V155H50ZM53 154V156H52ZM59 154H60V160H59ZM63 154V155H62ZM109 154V153H108ZM175 154V155H174ZM177 154V155H176ZM4 155V156H3ZM11 155V156H10ZM42 155V156H41ZM58 155V156H57ZM110 155V154H109ZM6 156V157H5ZM15 156L16 158L18 159V163L16 162L17 159H15ZM26 156V158H25ZM45 156V157H44ZM48 156V157H47ZM50 156V157H49ZM62 156V157H61ZM30 157V158H31ZM66 157V158H65ZM69 157V159H68ZM110 157V156H109ZM189 157V158H188ZM14 161H12L13 159ZM23 158V159H22ZM46 158V159H45ZM53 160H52V159ZM58 158V159H57ZM63 158V159H61ZM147 158V159H146ZM2 159V160H1ZM12 159V160H11ZM21 159V160H20ZM32 159V158H31ZM33 159V160H34ZM51 159V160H50ZM68 159V161L66 160ZM70 159H72L70 161ZM158 159V160H157ZM160 159V160H159ZM190 159V160H189ZM4 160H8V161H4ZM9 160L11 161L9 163ZM20 160V161H19ZM55 160V161H54ZM157 160V162L155 161ZM195 160V161H194ZM29 161H31L29 159ZM44 161V162H43ZM156 163H155V162ZM21 162V163H20ZM37 162V163H38ZM44 163V165L42 163ZM2 163V164H1ZM5 163V165H4ZM7 163V164H6ZM9 163V164H8ZM16 163V164H15ZM61 165H58L59 167L56 166V164H60ZM198 163V164H197ZM14 164L16 166H14ZM49 164V165H48ZM50 164H52L54 166L55 164V168H52L53 166H50ZM156 164V165H154ZM187 164V165H186ZM10 165V166H9ZM14 167H13V166ZM19 165V166H18ZM48 165V166H47ZM154 165V166H153ZM189 165V166H188ZM3 166V168L1 167ZM5 166V167H4ZM22 166L23 167V170L22 168L20 167ZM65 166V167H64ZM67 166V167H66ZM8 167V168H7ZM10 168H12L10 170ZM49 168V169H47ZM71 168V167H70ZM119 168V167H118ZM116 168V170L114 171V173H111L110 172V179L113 181L115 187H116V190L118 191V193L122 194L124 193V185L123 183L121 182H124V181H121L123 178L124 180L126 179V181H129L131 183V181L133 182L134 181V178L133 176L129 175L126 171L122 172L123 170L122 169H118ZM151 168V170H150ZM9 169V170H8ZM16 169V170H15ZM20 169V173L17 174V170ZM153 169V170H152ZM15 170V171H14ZM30 170V171H29ZM52 170V171H51ZM64 170V169H63ZM121 172H120V171ZM148 170H150L148 172ZM155 170V171H154ZM179 170V171H178ZM181 170V171H180ZM14 171V172H13ZM26 171V173H25ZM31 171L33 173H31ZM176 171V172H175ZM178 171V173H177ZM185 171V172H184ZM8 172V173H7ZM10 172V173H9ZM29 172V173H27ZM118 172V173H117ZM126 172V173H125ZM121 173H125V175L121 174ZM148 173V174H147ZM153 173V175L151 174ZM155 173V174H154ZM160 173V174H159ZM173 173V174H172ZM177 173V174H175ZM186 176V179L189 181V184L190 186H184L181 184V181H180V175L183 174ZM21 174V175H20ZM25 174H28L27 176ZM32 174V176H31ZM34 174V175H33ZM147 174V175H146ZM149 174L152 175L150 176L149 178ZM171 174V175H170ZM176 176H175V175ZM190 174V176H189ZM11 177L9 178L8 177ZM20 175V176H19ZM123 175V177H122ZM179 175V176H178ZM22 176H24L22 178ZM120 176V177H119ZM126 178H125V177ZM146 176V177H145ZM148 176V177H147ZM160 176V177H159ZM165 176V177H164ZM115 177V178H114ZM132 177V180L130 178ZM3 178V180H2ZM15 178V180H13ZM19 178V179H18ZM22 178V179H21ZM39 178V179H37ZM122 178V179H121ZM128 178V180H127ZM155 180H154V179ZM189 178V179H188ZM11 179V180H10ZM25 179V180H23ZM120 179V180H119ZM153 179V180H152ZM166 179V180H165ZM22 180V181H21ZM43 182H42V181ZM193 180V181H191ZM195 180V181H194ZM6 181V182H5ZM21 181V182H20ZM25 181V182H24ZM30 181V182H29ZM121 181V182H120ZM125 181V182H126ZM155 181V182H153ZM165 181V182H164ZM179 181V182H178ZM23 182V183H22ZM35 182V183H34ZM73 182V183H72ZM120 182V183H119ZM124 182V183H125ZM167 182V183H166ZM177 182V183H176ZM198 182V183H197ZM10 183V184H9ZM31 183V184H30ZM33 183V184H32ZM44 183V184H43ZM152 185H150V184ZM158 183V184H157ZM179 183V184H178ZM200 183V184H199ZM77 184V185H76ZM80 184V185H79ZM203 184V185H202ZM11 185V186H10ZM27 185V186H26ZM31 185V186H30ZM46 185V186H44ZM82 185V186H81ZM85 185V186H84ZM89 185L90 189L88 188ZM121 185H123V187H121ZM200 185V186H199ZM205 185V186H204ZM10 186V187H9ZM16 186V187H15ZM55 186V187H53ZM91 186L93 187L91 189ZM5 187V189H4ZM12 187V188H11ZM15 187V188H13ZM42 187V189H41ZM48 187V188H47ZM51 187V188H50ZM81 187L85 188V192H84V188L81 189ZM87 187V188H86ZM158 187V188H157ZM212 187V188H211ZM10 188V189H9ZM40 188V189H39ZM160 188V189H159ZM183 190H182V189ZM204 188V189H203ZM4 189V191H3ZM39 189V190H37ZM153 189V190H152ZM157 190V191H154ZM163 189V191H164ZM7 190V191H6ZM14 190V191H13ZM23 190V191H22ZM43 190H45L43 192ZM90 190V191H89ZM123 190V191H122ZM173 190V191H172ZM203 190V191H201ZM41 191V192H39ZM83 191V192H81ZM122 191V192H121ZM210 191V192H209ZM263 191V192H262ZM31 192V194H30ZM52 192V193H51ZM96 192V193H95ZM156 192V193H155ZM205 192V193H204ZM39 193V194H37ZM86 193V194H85ZM210 193V194H209ZM229 193V194H228ZM12 194V195H11ZM42 194V195H41ZM44 194V195H43ZM76 194V195H75ZM79 194V197H74V196H78ZM85 194L86 198L83 197ZM92 194V195H91ZM201 194V195H200ZM204 196H203V195ZM214 194V195H213ZM11 195V196H10ZM34 195V196H33ZM67 195H72L71 197L70 196H67ZM100 195L102 198H104L105 200L101 199ZM206 195V196H205ZM208 195V196H207ZM13 196V197H12ZM29 196V197H28ZM38 196V197H36ZM48 198H47V197ZM61 196H63L64 198H60ZM210 196V197H209ZM218 196V197H217ZM10 197V198H9ZM26 197V198H25ZM28 197V198H27ZM35 197V198H34ZM70 197V198H68ZM77 200V198L79 199L80 198V201L83 200V203L85 205V203L87 205H85V209H87V213L86 215H83V216H76L74 214V203H75V200ZM91 197L94 199H91ZM97 197V198H96ZM233 197V198H232ZM6 198V200H5ZM11 198H12V201H11ZM43 198V199H42ZM45 198V199H44ZM51 198H52V201H51ZM85 198V199H84ZM166 198V199H165ZM211 198V199H210ZM27 199V200H26ZM39 199H41L39 201ZM70 199V200H69ZM72 199V200H71ZM91 199V200H90ZM98 199V200H97ZM101 201H100V200ZM175 201H174V200ZM200 201H199V200ZM9 200V201H8ZM15 200V201H14ZM34 202H33V201ZM39 202H38V201ZM66 200V201H65ZM69 200V201H68ZM204 200V201H203ZM231 200V201H230ZM263 200V201H262ZM19 201V202H17ZM73 201V202H72ZM90 201V203H89ZM97 201V202H96ZM103 201H106L103 203ZM230 201V202H229ZM260 201V202H259ZM4 202V203H3ZM12 204H11V203ZM44 202V203H43ZM52 202V203H51ZM63 202L66 204H63ZM94 202V204H93ZM96 202V203H95ZM101 202V203H100ZM177 202V203H176ZM179 202V203H178ZM223 202V203H222ZM8 203V204H6ZM16 203V204H15ZM32 203V204H31ZM34 203V204H33ZM43 203V204H41ZM89 203V204H88ZM100 203V204H99ZM108 206H106L105 205ZM173 203V204H172ZM203 203V204H202ZM221 203V204H219ZM64 206H63V205ZM103 204V205H102ZM18 205V206H16ZM22 205V206H21ZM50 205H51V208H50ZM69 205V206H68ZM160 205V206H158ZM201 205V206H200ZM210 205V206H209ZM261 205V206H259ZM8 206V207H7ZM12 206V207H11ZM33 206V207H32ZM55 208H54V207ZM106 206V207H105ZM152 205L150 204V207ZM173 206V207H172ZM176 206V207H175ZM178 206V207H177ZM217 206V207H215ZM257 206V207H256ZM40 207V209H38ZM47 207H49V211L47 209ZM113 207V209H112ZM175 207V209H174ZM213 207V208H212ZM215 207V208H214ZM222 207V208H221ZM263 207V209H262ZM53 208V210H52ZM58 210H57V209ZM68 208V209H66ZM96 208V209H95ZM206 208V209H205ZM46 209V210H45ZM51 209V210H50ZM57 211H56V210ZM71 211V212H67L66 210ZM71 209V210H70ZM183 209V210H182ZM201 209V210H200ZM208 209V210H207ZM210 209V210H209ZM213 209V210H212ZM218 209V210H217ZM248 209V210H247ZM262 209V210H261ZM61 210H63L61 212ZM212 210V211H211ZM253 210V211H252ZM16 211V212H15ZM32 211V212H31ZM53 211V212H52ZM58 211L61 212L60 217L57 216L58 215ZM89 211V212H88ZM107 211H110L109 213ZM191 211V212H190ZM206 211V212H205ZM209 211V212H208ZM216 211V212H215ZM219 211V212H218ZM222 211V212H221ZM249 211V212H248ZM263 211V212H262ZM10 212V214L12 216H10V214L8 213ZM36 212V213H35ZM37 212H41L40 214L37 213ZM46 212V213H45ZM99 212V213H98ZM112 212V213H111ZM165 212V213H164ZM184 212H185V215H184ZM190 212V213H189ZM211 213V214H208V213ZM262 212V213H261ZM54 213V214H53ZM64 215H63V214ZM192 213V214H191ZM219 213V214H218ZM225 213V214H224ZM256 215H254V214ZM9 214V215H7ZM31 214V215H30ZM56 214V215H55ZM70 214L67 218V215ZM72 214V215H71ZM76 216H74V215ZM97 214V215H96ZM102 214V216H101ZM108 214V215H107ZM110 214V215H109ZM205 214V215H204ZM222 214V215H221ZM224 214V215H223ZM258 214V215H257ZM29 215V216H28ZM46 215V217L44 216ZM52 215H55V216H52ZM63 215V216H61ZM66 215V217H65ZM100 215V216H99ZM186 215H188L186 217ZM229 215H231L232 217H230ZM73 218H72V217ZM194 216V217H193ZM248 216V217H247ZM252 216V217H251ZM259 216V217H258ZM57 217L59 219H57ZM71 217V218H70ZM79 219L80 222L78 220H76L75 218ZM79 217V218H78ZM99 217V218H98ZM101 217V218H100ZM104 217V218H103ZM113 217V218H112ZM196 217V218H195ZM235 219H234V218ZM10 218V219H9ZM40 218V219H39ZM45 218V219H44ZM51 218V220H50ZM65 218V219H64ZM89 220V221H86V219ZM108 218V219H107ZM189 218V219H188ZM192 218V219H191ZM263 218V220H262ZM74 221H72V220ZM81 219H83L82 222ZM96 219V220H97ZM259 219V220H258ZM50 220V221H49ZM55 220V221H54ZM59 220V221H58ZM64 220V221H63ZM68 220V221H67ZM85 220V221H84ZM106 220V221H105ZM250 220V221H249ZM256 220V221H255ZM12 221H15V222H12ZM40 221V222H39ZM62 223H61V222ZM70 221V222H69ZM233 221V222H232ZM247 221V222H245ZM253 221V222H252ZM260 221V223H259ZM22 222V223H21ZM31 224H30V223ZM56 222V223H55ZM83 223V227H82V224L79 225L80 223ZM88 222V223H87ZM251 224L249 225L248 224ZM11 223H14V224H17V225H13ZM20 223V224H19ZM24 223V224H23ZM39 223V224H38ZM41 223V224H40ZM47 223V224H45ZM71 225H70V224ZM74 223V224H73ZM120 223V224H119ZM254 223V224H253ZM8 224V225H7ZM76 224V225H75ZM84 224L87 226H84ZM113 224V225H112ZM12 225L14 228H12ZM20 225V227H19ZM22 225V226H21ZM41 225V226H40ZM48 225V226H47ZM50 225V226H49ZM74 225V226H73ZM194 225V226H193ZM237 225V226H236ZM257 225V226H256ZM259 225V226H258ZM33 226V227H32ZM55 226V227H54ZM65 229H63L62 228ZM75 227V228H72ZM78 226V227H77ZM81 226V227H80ZM235 226V227H234ZM11 227V228H10ZM16 227L18 228L16 230ZM61 227V228H60ZM71 227V228H70ZM122 227V228H121ZM24 230H22V229ZM55 228V229H54ZM70 228V230L68 229ZM86 228V229H85ZM121 228V229H120ZM235 228V229H234ZM256 228V229H255ZM83 229V230H82ZM255 229V230H254ZM260 229V230H259ZM40 230V231H39ZM238 230V231H237ZM68 233H67V232ZM82 231V232H81ZM67 234H66V233ZM76 232V233H75ZM81 232V233H80ZM117 232V233H116ZM239 232V233H237ZM256 232V233H255ZM260 232V233H259ZM27 233V234H26ZM82 234V235H81ZM128 234V235H127ZM88 237V238H87ZM92 237V239H91ZM69 238V239H67ZM238 238V239H237ZM244 238V239H243ZM29 239V240H28ZM38 239V240H37ZM95 239V240H94ZM99 239V240H98ZM34 240V241H33ZM46 240V242H45ZM30 241V242H28ZM32 241V242H31ZM104 241V242H102ZM234 241L236 242L234 244ZM249 241V242H248ZM29 245H27V243ZM102 242V243H101ZM113 242V243H112ZM260 242V244H259ZM40 243V244H39ZM45 243V245H44ZM104 243H105V246H104ZM238 244V245H236ZM36 245H37V248H36ZM101 245H103L105 248H102ZM32 246V247H31ZM34 246V247H33ZM42 246V247H41ZM94 246V247H93ZM53 247V248H52ZM69 247V248H68ZM240 247V249H239ZM250 247V248H249ZM261 247V248H260ZM40 248V249H39ZM72 248V249H71ZM80 250H79V249ZM107 248V249H106ZM110 248V249H109ZM263 248V249H262ZM39 249V250H38ZM104 249V250H103ZM108 249L110 251H108ZM112 249V250H111ZM31 250V251H30ZM47 252H46V251ZM71 250V251H69ZM75 252H74V251ZM79 250V251H78ZM119 254H118V251ZM91 251V252H90ZM113 251V252H112ZM242 253H240V252ZM253 251V252H252ZM41 252V253H40ZM81 252H84V253H81ZM244 252V253H243ZM73 253V254H72ZM77 253V254H76ZM95 253V254H94ZM253 253V254H251ZM85 254V255H84ZM238 254V257H236L235 255ZM247 254V255H246ZM42 255V257H41ZM67 255V256H65ZM83 255V256H82ZM101 255V256H100ZM120 255V256H119ZM246 255V257H245ZM255 255V256H254ZM77 256V258H76ZM87 256V257H86ZM94 256V257H93ZM118 256V257H117ZM134 256V257H133ZM258 256V257H257ZM45 257V259H44ZM90 257V259H89ZM106 257V259L104 258ZM57 258V259H56ZM101 258H104L105 260V263L102 261H98L100 260ZM123 260L122 263H121V259ZM126 258V259H125ZM250 258V259H248ZM255 260H253V259ZM258 258V259H257ZM261 261H259L260 259ZM56 259V260H55ZM76 259V261H74ZM79 259V260H78ZM95 259V260H94ZM98 259V260H97ZM113 259V260H112ZM129 259V260H127ZM252 259V260H251ZM90 260V261H88ZM115 260V261H114ZM126 261V262H124ZM257 261V262H256ZM47 262V263H46ZM78 262V263H77ZM93 262V263H92ZM118 262V263H117ZM120 262V263H119ZM149 264V263H148Z\"/></svg>","mask_w":264,"mask_h":264}]
</instances>
